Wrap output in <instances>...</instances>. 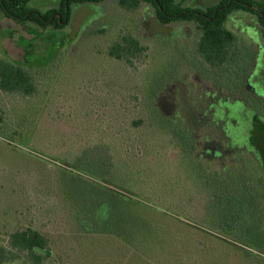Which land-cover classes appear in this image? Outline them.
I'll return each instance as SVG.
<instances>
[{
  "label": "rangeland",
  "instance_id": "1",
  "mask_svg": "<svg viewBox=\"0 0 264 264\" xmlns=\"http://www.w3.org/2000/svg\"><path fill=\"white\" fill-rule=\"evenodd\" d=\"M217 1L183 4L193 8ZM58 2L29 0L27 6L44 12ZM225 26L235 33L237 47L248 48L241 50L246 60L257 50L256 65L246 79L247 91L256 97L245 101L237 96L243 89L234 87L237 73L229 79L227 69H221L216 75L197 60L200 32L194 23L162 24L145 2L132 10L119 7L116 0L77 2L71 5L70 24L45 30L28 22L20 26L0 11V57L6 61L0 62V70L18 67L40 76L33 96L0 88V264H34L27 252L9 244L11 233L29 227L48 240L50 256L41 264H264V195L254 198L248 190L240 195L235 190L226 197L222 186L233 182L219 184L210 172L200 175L204 167L194 164L199 146L193 145L190 153L186 142L177 152L168 147L170 136L163 132L149 143L151 148L121 150L109 144L114 133L101 129L104 113L101 124L96 113L114 107L109 93L124 87L111 66L120 60L96 52L126 27L136 38L139 33L149 37L148 61L139 66L144 98L151 91L146 80L165 84L168 70L184 85L181 99L191 107L187 113L199 111V92L206 88L211 100L214 88L221 87L230 98L237 96L223 103L236 121L225 125L234 128L231 146L255 151L247 145V133L256 129L253 116L264 120V39L254 15L244 11L233 12ZM98 27L103 31L95 32ZM23 48L28 49L26 58ZM188 118L180 122L202 134ZM263 173L258 166L253 169V175ZM257 187L264 191V182ZM104 191L109 192L107 206L83 216V226L93 230L77 229L81 206L73 203Z\"/></svg>",
  "mask_w": 264,
  "mask_h": 264
},
{
  "label": "trees",
  "instance_id": "2",
  "mask_svg": "<svg viewBox=\"0 0 264 264\" xmlns=\"http://www.w3.org/2000/svg\"><path fill=\"white\" fill-rule=\"evenodd\" d=\"M28 1L29 0H0V7L4 11L5 16L14 19L20 25L31 22L40 28H45L49 25L61 27L57 19L55 17L52 18V15L56 11H60L61 19L63 20L66 14L65 3H67L68 9L70 10V5L72 3H82L91 0H60L58 8H50L44 12L29 8L27 6ZM143 2L153 7L155 18L162 24L177 22L194 23L200 32L196 48L194 49L196 52H194L195 55L198 56L197 60L201 59L204 65L206 64L214 71L222 69L223 71L221 70L219 72H224L226 71L224 69H227L226 73L228 72L229 76L226 78L229 79L231 78V74L237 73L234 77L237 81V85L235 84L236 86L234 87L237 88L238 84L240 85L241 77L247 72L246 70L248 69L246 68L252 63L253 56L250 60L245 59L244 55H242L244 53H241V50L247 51L248 48L245 46L241 48L236 46L235 42L237 37L232 30L225 26V22L233 12L244 11L245 13L252 14L260 25V33L264 39V0H218L216 3L208 6L193 8L185 6V4H183L185 0H119V4L127 9H134ZM67 15L69 16V12ZM113 47L115 49L122 48L119 43H116ZM235 47L237 48L236 50L234 49ZM27 54L28 49L23 48V58H26ZM0 62L5 63L6 61L0 57ZM215 74L218 75V71ZM38 78H40V76L37 72H26V70L18 67H6V69L0 70V88L5 91L11 90V94H18L19 97L33 96L39 89L37 82ZM221 78L222 76H220L219 79ZM196 100L199 102L198 106H200V100ZM147 105L149 108L151 107V103ZM114 108L115 106L113 107V111ZM186 108L189 109L191 107L186 106ZM100 109L101 111H105L103 107ZM151 109L149 110L150 115H147V109L144 108L145 112L143 117H139V115L128 117L126 126L129 128V131L125 133L120 132L121 120L119 116V107H117L116 110L118 112L117 116L111 119L112 130H106L104 128L107 126L106 122H108L107 118L104 117V126H101V129L114 133V137L109 144L112 143L116 147L121 148V150L129 149V147H133L134 145L141 146L143 149H146L148 146L151 148L152 146L149 143L154 142L156 136L158 135L157 138H159L160 132H163L170 136L168 147L177 151L175 147L179 146L184 148L185 144L183 143L187 142L188 149L190 153H192L191 147L194 145L195 138L189 126H185L180 121L175 122L171 118H167V116L163 117L161 112L153 114ZM100 120L101 122L99 123H103V117H101ZM254 124L256 127V151L261 159V168L264 172V120L255 118ZM99 136L101 137L103 134ZM174 137L175 139H173ZM231 174L233 175L234 173ZM223 183L225 185L228 182L224 181ZM235 190H239L236 184L230 187L222 186V192L226 197ZM92 194H94V196L96 195L95 193ZM108 194L109 192H107V194L99 193V196L93 199H84L73 203L81 206L78 207L81 212L78 214L79 217L77 216L79 219L77 222V229L83 232L93 230L90 227L83 226V216L90 217L92 214H95L100 205L104 204L106 207L109 201L107 198ZM100 198H103L102 202ZM115 208H117V206ZM84 209H87V211L83 212L85 211ZM9 244L11 248L27 252L35 264H41L43 259L50 256V252L45 250L48 245L47 238L38 230L30 227L18 229L11 233ZM39 249L45 252H41Z\"/></svg>",
  "mask_w": 264,
  "mask_h": 264
},
{
  "label": "flooded vegetation",
  "instance_id": "3",
  "mask_svg": "<svg viewBox=\"0 0 264 264\" xmlns=\"http://www.w3.org/2000/svg\"><path fill=\"white\" fill-rule=\"evenodd\" d=\"M100 1L103 0H91L87 2H93L99 4ZM119 7H122L126 10H132L127 9L119 4V0H116ZM60 0L58 4L53 8L59 7ZM74 4V3H72ZM71 4V5H72ZM71 5L70 10L68 9L67 3H65V16L64 19H61V13L60 11H56L52 18L55 17L57 21L61 24V27H54L52 25H49L45 28H40L37 25L36 27L45 30L47 28L52 29H60L64 26L70 24V18H71ZM101 5V4H100ZM143 5L140 4L139 6ZM34 10V9H33ZM0 11L2 15L7 19H12L10 17H7L4 15V11L0 7ZM69 12V16L67 13ZM255 17V16H254ZM15 21L14 19H12ZM143 20V15L141 16V22ZM257 21V20H256ZM27 23V22H26ZM31 23V22H28ZM34 25V24H33ZM22 26V25H20ZM103 31L102 28H96L97 33H100ZM91 33V32H89ZM88 33V34H89ZM134 33L128 31V29L125 27L124 31H120L119 36H116L117 40H114L115 37H111L110 41H107V44L105 45V50L101 52H96L98 54H106L108 56H115L116 60L119 59L120 63H115L112 66V69L115 70V79L123 80L124 81V87H121L118 91L110 92V103H115V108L113 111V107H110L107 105V110L105 109L104 112L101 113V109L96 111V113L100 114L97 117L101 118L103 117L102 114L104 113L105 118H107L105 129L112 130L111 125V119L114 116H117V107L120 108L119 116H120V132H128L129 128L127 125L128 117H133L139 115V117H143L144 115V108H146L147 115L149 114V110L151 109L153 114L162 112L163 114L168 115L173 121H181L183 118H186L189 116V120H192V125L195 126L196 130H201L200 132L202 134H194V147L199 146V150L196 152V157L198 158L197 161L194 160V164L198 167H204L203 170H200L201 176L204 175V173H211V177L213 176L217 183L220 184L225 182H233V184H236L239 187V190H237L238 195L242 194L243 192H248L249 197H256L258 195H264V191H260V189L257 187V183L264 182L263 180H260L264 176H256L253 175V169L258 166V168L261 170V159L259 158V155L256 151V136H255V129L249 128L247 133L248 142L247 145L251 148H254L255 151H252L247 146H238V147H232L231 142H233L236 139V136L234 135V128L228 129L225 127V125L232 124L236 125V121L233 119H230L228 108L224 107L223 103L226 101V99H230V102H232L237 96H240L244 99L250 94L247 91L246 88V79L251 74L252 68L256 65L255 62V53L257 50L254 51L252 63L250 64V68L247 70V72L244 74V76L241 79V86L238 84V88H242L243 91L239 95L237 94L236 97L232 96V98L229 97V95L223 94L221 87L214 88L215 95L213 96V99L208 100L206 93L204 92L205 89L202 90L199 100L201 99V106L197 107L196 114H192L191 112H186L187 108H185V102L186 100L183 98L181 99L182 95V89L180 86V83H176L178 81V78L176 77L174 72H171V70H168L170 72L169 78L170 80L164 82L165 84H160L159 79L153 78L151 81L149 79L146 80L145 85H149L151 91L147 93V95H150L149 97L144 98L143 95V87L144 83L143 78L141 76V70L139 69V66L143 64V62L148 61V47L147 42L149 40V37H144L145 34H140L136 38V36L133 35ZM116 35V34H115ZM148 36V35H146ZM145 38V39H144ZM145 40V42H144ZM116 43L121 44L122 48L115 49L113 45ZM260 46V45H259ZM96 51V50H95ZM119 51V52H118ZM118 52V53H116ZM119 54V55H117ZM100 72H104V70L100 69ZM164 76L166 74L165 71ZM99 75V73L95 72ZM100 76V75H99ZM162 85V86H161ZM178 88V89H177ZM179 90V91H178ZM239 90V89H238ZM5 91V90H4ZM9 94H11V90H6ZM252 97H256L255 95H252ZM151 103V107L147 104ZM213 103L216 105H213ZM221 103V105H218ZM165 104H168L166 106ZM145 105V106H144ZM168 108V109H165ZM196 109V108H195ZM221 112L222 117L217 116L218 118H215L217 111ZM95 113V114H96ZM187 113V115H186ZM225 114V115H224ZM256 117H252V124L254 123ZM132 129V128H130ZM203 131V132H202ZM202 138H198V137ZM200 139V140H199ZM177 151H181V148L175 147ZM192 150V149H191ZM242 153H246L250 155V158L246 160H242L239 158ZM191 163L190 165H192ZM211 166H214L215 169L212 168V170H209ZM231 173H234L233 175ZM206 176V175H205ZM256 179H258L256 181ZM229 194V193H228ZM118 209V207H117ZM41 252H45L44 250L39 249ZM34 262V261H33ZM35 264V263H34Z\"/></svg>",
  "mask_w": 264,
  "mask_h": 264
}]
</instances>
